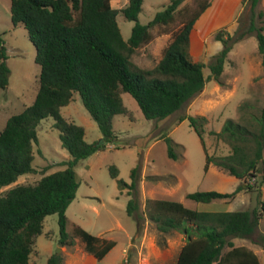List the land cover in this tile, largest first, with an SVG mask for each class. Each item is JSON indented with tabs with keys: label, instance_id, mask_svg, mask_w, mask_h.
Returning <instances> with one entry per match:
<instances>
[{
	"label": "trees",
	"instance_id": "obj_1",
	"mask_svg": "<svg viewBox=\"0 0 264 264\" xmlns=\"http://www.w3.org/2000/svg\"><path fill=\"white\" fill-rule=\"evenodd\" d=\"M184 0L170 2L146 24L138 22L143 0H128L121 8H113L110 0H11L10 16L14 26L22 24L35 48L39 65L34 100L22 111L11 115L0 131V264H31L37 237L42 233L44 218L57 214L58 245L73 246L76 241L83 249L101 260L115 245L111 239L93 235L79 225L67 230L66 209L75 197L78 181L74 167L96 151L103 150L115 138L112 119L115 115L132 118L122 93H128L147 120H164L187 101L200 93L207 81L204 64L189 53L190 34L194 23L209 5L203 0L199 8L185 18L171 36L158 63L141 68L130 57L137 48L152 39L151 28L173 21ZM261 0H242L248 6V26L230 34L224 28L215 33L222 48L212 56L208 79H219L224 62L233 45L249 34L257 40L258 54L264 70V12ZM135 24L130 37L124 40L116 15ZM240 17V14H239ZM237 18V22L239 21ZM239 31V30H238ZM8 55L0 34V89L8 84ZM77 92L85 109L101 133L99 142H87L84 128L66 120L60 113ZM238 120L226 119L220 131H210L218 142L227 145V154L208 153L203 135L206 118L193 115L184 119L200 138L205 154V171L210 165L241 181L233 192L195 191L186 198L199 203L231 199L240 190L252 189L247 180L260 177L264 182V105L257 108L242 103ZM51 117L59 132L61 146L70 158L60 162L63 169L46 173L34 183H17L19 177L36 173L32 166L36 128L42 119ZM167 155L176 160V143L163 135ZM111 176L118 169L111 165ZM130 184L118 179L120 190L127 189L131 199L126 212L138 218L137 176L131 170ZM15 183V184H13ZM13 184V185H12ZM244 184L242 187L241 185ZM261 195V188L257 191ZM144 212L160 235L174 231L186 235L174 264H260L259 256L244 245H235L233 238L250 239L261 217L264 201L258 200L251 210L198 211L171 199L147 198ZM61 254L52 253L46 264H63ZM124 264H128L125 262Z\"/></svg>",
	"mask_w": 264,
	"mask_h": 264
},
{
	"label": "rangeland",
	"instance_id": "obj_2",
	"mask_svg": "<svg viewBox=\"0 0 264 264\" xmlns=\"http://www.w3.org/2000/svg\"><path fill=\"white\" fill-rule=\"evenodd\" d=\"M127 1L110 0V4L113 8L121 9ZM10 2L0 0V34L8 55L6 63L9 68L8 84L0 89V131L11 115L32 103L38 86L39 65L34 60L35 48L24 26L12 24ZM169 2L143 0L138 22L146 24ZM202 2L184 0L171 23L151 28L152 39L136 49L130 57L131 61L141 68L154 67L161 59L172 33ZM249 16L248 6H242L236 28L225 30L230 34L239 33L248 26ZM116 22L123 39L127 40L135 22L127 20L121 12L116 15ZM195 31L191 33L189 53L193 60L204 64L207 81L203 90L176 113L159 121L144 118L136 101L128 93H122L123 102L131 111L132 118L115 116L112 124L116 135L114 140L107 143L103 150L79 160L74 167L78 187L65 212L67 230L71 233L73 225H79L93 235L103 233V238L115 242L113 248L101 260L91 259V262L79 263L83 244L78 240L73 246H59L57 214H51L44 218L42 233L37 237L30 255L31 264H46L48 257L57 253L58 249L59 254L66 256L65 248L69 253V264H174L186 235L179 231L160 235L144 212L147 198L182 200L185 206L198 211L251 210L257 206L258 200L264 201V191L259 197L257 194L261 188L260 177L255 181L247 180L249 184H254V188L242 189L231 199L199 203L186 198L187 193L195 191L230 193L240 186L241 181L214 165L205 171V154L199 136L187 119L177 122L178 118L188 115L206 118L203 135L205 147L210 154L224 155L227 154V145L218 142L209 132L220 131L226 119L238 120V108L244 102L253 103L257 108L264 105V70L254 34L247 35L233 45L227 54L221 76L215 80L208 79V65L212 56L223 47L222 42L215 38V34L199 35ZM60 113L66 120L84 128L87 142H99L101 136L98 126L77 92L73 93L72 99L61 108ZM53 124L51 117L42 119L38 124L32 161L37 171L19 177L17 183H34L45 171L51 173L63 169L60 162L70 158L61 146L59 132ZM163 135L177 144L173 147L178 156L176 160L168 157ZM151 162L154 165L152 170ZM111 165L118 169L117 178L111 176ZM132 169L136 170L137 176V221L136 217L126 212L131 195L126 188L120 190L117 184L118 179L130 184ZM6 188H1L0 192ZM232 241L235 245L251 248L259 256L260 264H264V215L250 239L233 238Z\"/></svg>",
	"mask_w": 264,
	"mask_h": 264
},
{
	"label": "crops",
	"instance_id": "obj_3",
	"mask_svg": "<svg viewBox=\"0 0 264 264\" xmlns=\"http://www.w3.org/2000/svg\"><path fill=\"white\" fill-rule=\"evenodd\" d=\"M260 7L264 12V0H261ZM241 11H242V0H209V5L204 9V11L200 14L198 19L196 20L191 33H193L195 29H196L195 32L199 35L215 34L221 28L231 31L236 28L238 24L237 18ZM191 35L192 34H190V42H191ZM115 116L112 119V124ZM150 169L151 170L154 169V165L152 162L150 164ZM17 181H19V178ZM261 191H264L262 185H261ZM179 201L182 202V200ZM117 226L122 228V226L118 223ZM96 236L102 237L103 233H98V235ZM65 249H66V256L62 255L64 258L63 264H69V258L67 257L69 253L67 252V248ZM79 253H80L79 263L85 261L91 262L92 261L91 259H96L92 254L87 253L84 250H80Z\"/></svg>",
	"mask_w": 264,
	"mask_h": 264
},
{
	"label": "water",
	"instance_id": "obj_4",
	"mask_svg": "<svg viewBox=\"0 0 264 264\" xmlns=\"http://www.w3.org/2000/svg\"><path fill=\"white\" fill-rule=\"evenodd\" d=\"M57 254H59V249H58V251H57Z\"/></svg>",
	"mask_w": 264,
	"mask_h": 264
}]
</instances>
